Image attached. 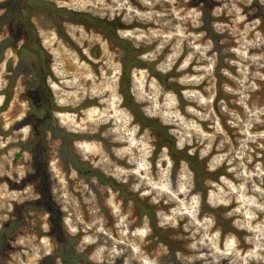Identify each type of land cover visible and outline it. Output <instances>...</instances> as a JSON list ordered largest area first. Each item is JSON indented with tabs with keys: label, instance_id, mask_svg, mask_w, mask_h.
<instances>
[{
	"label": "rangeland",
	"instance_id": "1",
	"mask_svg": "<svg viewBox=\"0 0 264 264\" xmlns=\"http://www.w3.org/2000/svg\"><path fill=\"white\" fill-rule=\"evenodd\" d=\"M0 232V264H264V0H0Z\"/></svg>",
	"mask_w": 264,
	"mask_h": 264
},
{
	"label": "trees",
	"instance_id": "2",
	"mask_svg": "<svg viewBox=\"0 0 264 264\" xmlns=\"http://www.w3.org/2000/svg\"><path fill=\"white\" fill-rule=\"evenodd\" d=\"M69 18L72 21H74L76 23H82V24L86 25L87 27H94L97 29H101L105 35H107L108 37H111V38H117V35H116L117 29L123 28V27L119 26L117 20H113V21H108L106 19L101 20L99 18L92 17V16H90L88 14H84V13L70 12ZM124 49L127 51L128 57H127L126 62H124V64H123V75H122V81H121V87H122L123 96H124L123 102H124L125 106L127 108H129L130 110H132V112L137 116V118L141 121L142 125H145L148 123L149 125L153 126V128L158 133L162 132V137L164 138V140H166V138H170V137L167 135V133L165 131L166 130L165 127L160 125L156 121H150L147 118L142 117V113L140 110H138L137 104L132 100V93L130 91V85H129L130 67L133 65H136V66L143 65L145 63L137 58L139 53H140L138 50H135L134 48H131L128 46L124 47ZM162 137H160V139H159V141H161V142H163ZM172 143L170 144V148H172L174 150L173 153L175 155H173V156H174L175 160L177 162L179 161V157L178 156L176 157V154H180L181 157L189 163L191 169L193 170V172L195 174L196 186L198 188H204L205 179L207 176H209L210 173H208L204 169H202V166H200L201 165L200 162L197 160V158L195 156H191V155H188L186 153H182V152L177 151L174 147V143L173 144ZM158 144H159V142H158ZM135 203H136V206L140 207V203L137 200H135ZM150 216H151V221L154 222V215L151 214ZM52 230H54V231L56 230L58 232V234H60V236H61L60 242H62L61 244L66 245L67 240H66V235H65L64 230H63L62 220H61L60 214L56 218L54 216H52ZM0 239L2 241L4 239V233L3 232H0ZM63 263L67 264L65 259L63 260Z\"/></svg>",
	"mask_w": 264,
	"mask_h": 264
},
{
	"label": "bare ground",
	"instance_id": "3",
	"mask_svg": "<svg viewBox=\"0 0 264 264\" xmlns=\"http://www.w3.org/2000/svg\"><path fill=\"white\" fill-rule=\"evenodd\" d=\"M114 20H117V21H118L119 26H122V25H123L122 21H120V19H119L118 17H115ZM110 26H111V25H110Z\"/></svg>",
	"mask_w": 264,
	"mask_h": 264
}]
</instances>
